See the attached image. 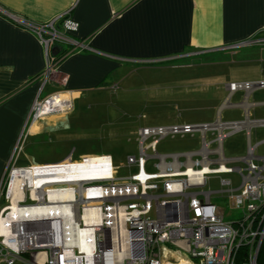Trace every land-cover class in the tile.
Listing matches in <instances>:
<instances>
[{
	"label": "built area",
	"instance_id": "obj_1",
	"mask_svg": "<svg viewBox=\"0 0 264 264\" xmlns=\"http://www.w3.org/2000/svg\"><path fill=\"white\" fill-rule=\"evenodd\" d=\"M16 22L42 45L46 77L56 65L54 46H66V55L89 49L74 37L79 24L67 13L44 23ZM245 46L264 47V35L231 48ZM254 89H264V81L228 86L230 92ZM71 109L67 93L38 96L30 120ZM246 125L217 120L141 128L138 155L126 158L129 173L124 178L116 177L110 155L74 161L70 154L58 162L91 163L90 176L81 184L38 183L35 173L58 163L17 166L18 144L15 162L0 183V264H264V157L255 155L256 146L250 143L243 158H226L222 148L227 136ZM193 132L201 133L199 151H157L166 136ZM208 132L214 137L210 142ZM236 162L242 165L233 166ZM210 175L239 177L237 186L221 178L227 189L219 191L227 194L238 219L225 220L212 202L216 192L189 191L204 187Z\"/></svg>",
	"mask_w": 264,
	"mask_h": 264
},
{
	"label": "crops",
	"instance_id": "obj_2",
	"mask_svg": "<svg viewBox=\"0 0 264 264\" xmlns=\"http://www.w3.org/2000/svg\"><path fill=\"white\" fill-rule=\"evenodd\" d=\"M66 13L79 24L74 37L89 49L67 54L46 77L42 45L16 20L44 23ZM260 34L264 0H0V183L18 144L17 166L54 164L73 154L74 141L64 137L72 127L66 114L31 123L38 96L62 92L72 102L85 100L126 78L127 68L159 69L184 56L233 52L243 47L231 46ZM257 90L233 92L244 97L233 107L244 109L240 122L249 141L251 129L264 126V115L251 113L264 101L247 100Z\"/></svg>",
	"mask_w": 264,
	"mask_h": 264
},
{
	"label": "rangeland",
	"instance_id": "obj_3",
	"mask_svg": "<svg viewBox=\"0 0 264 264\" xmlns=\"http://www.w3.org/2000/svg\"><path fill=\"white\" fill-rule=\"evenodd\" d=\"M124 74L126 78H114L109 90L89 95L85 100H75L72 109L65 113L72 126L64 133L65 139L74 141L70 146L72 159L79 161L83 156L110 155L118 178L129 173L126 158L138 155L137 132L141 128L212 124L218 115L222 122H240L244 109L233 106L241 103L244 97L230 92L228 86L264 81V47L248 46L229 53L184 56L169 67L136 71L127 68ZM41 98L46 96L43 94ZM247 100L249 103L264 101V89L255 91ZM255 111L257 116L264 115L262 106L251 113ZM206 136L208 142L214 138L212 132ZM249 143L259 144L255 155L264 157V126L251 129L250 141L245 130L227 136L223 141L225 157H246ZM216 147V143L211 145V149ZM200 149V132L169 135L157 146L160 153ZM232 165L241 166L242 163ZM221 178L231 179L233 186L240 182L237 175H210L204 187L189 191L216 192L212 202L226 221H234L240 214L230 206L227 194L219 193L227 189L220 184Z\"/></svg>",
	"mask_w": 264,
	"mask_h": 264
},
{
	"label": "bare ground",
	"instance_id": "obj_4",
	"mask_svg": "<svg viewBox=\"0 0 264 264\" xmlns=\"http://www.w3.org/2000/svg\"><path fill=\"white\" fill-rule=\"evenodd\" d=\"M59 164V166L46 167L35 173L37 182L47 180L46 182H57V181H66V182H77L86 181L89 178L90 165L87 164ZM82 168V169H81ZM41 184V183H40Z\"/></svg>",
	"mask_w": 264,
	"mask_h": 264
},
{
	"label": "trees",
	"instance_id": "obj_5",
	"mask_svg": "<svg viewBox=\"0 0 264 264\" xmlns=\"http://www.w3.org/2000/svg\"><path fill=\"white\" fill-rule=\"evenodd\" d=\"M68 48L64 45H56L52 48V55L54 56L55 63L58 64L68 53Z\"/></svg>",
	"mask_w": 264,
	"mask_h": 264
}]
</instances>
